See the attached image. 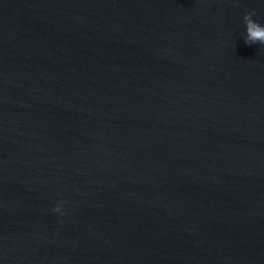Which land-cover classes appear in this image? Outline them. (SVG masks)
Instances as JSON below:
<instances>
[{
    "label": "water",
    "instance_id": "obj_1",
    "mask_svg": "<svg viewBox=\"0 0 264 264\" xmlns=\"http://www.w3.org/2000/svg\"><path fill=\"white\" fill-rule=\"evenodd\" d=\"M249 12L0 0V264H264Z\"/></svg>",
    "mask_w": 264,
    "mask_h": 264
},
{
    "label": "clouds",
    "instance_id": "obj_2",
    "mask_svg": "<svg viewBox=\"0 0 264 264\" xmlns=\"http://www.w3.org/2000/svg\"><path fill=\"white\" fill-rule=\"evenodd\" d=\"M253 12H249L245 15L244 19L246 21V37L245 43L252 45L259 43L264 45V26L260 25L256 21H252L250 17L253 15ZM62 203V202H61ZM61 205L58 204L53 211L59 212Z\"/></svg>",
    "mask_w": 264,
    "mask_h": 264
}]
</instances>
